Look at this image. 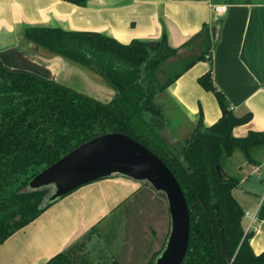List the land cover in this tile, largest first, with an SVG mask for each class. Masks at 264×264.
<instances>
[{"label":"trees","instance_id":"1","mask_svg":"<svg viewBox=\"0 0 264 264\" xmlns=\"http://www.w3.org/2000/svg\"><path fill=\"white\" fill-rule=\"evenodd\" d=\"M24 36L51 54L95 70L115 96L105 104L35 74L12 70L0 58V246L61 199L46 204L48 189L30 190L38 174L79 146L118 133L157 155L181 186L191 225L182 264H264V252L257 255L251 248L253 233L246 232L245 212L233 195L240 180L227 176L222 166L237 151L252 162L251 151L264 147V132L234 136V129L249 123L252 115L233 114L213 82L212 69L199 84L215 95L222 112L219 121L209 128L200 123L179 144L165 138L172 119L162 97L196 63L211 59L215 41L208 26L179 49L169 45L166 34L158 41L129 45L98 33L60 28L27 27ZM192 45L199 52L180 58V50ZM169 234L170 227L162 249L148 264H156ZM86 246L77 243L47 264H95Z\"/></svg>","mask_w":264,"mask_h":264},{"label":"crops","instance_id":"2","mask_svg":"<svg viewBox=\"0 0 264 264\" xmlns=\"http://www.w3.org/2000/svg\"><path fill=\"white\" fill-rule=\"evenodd\" d=\"M205 25L217 30L211 59L196 63L166 90L162 101L172 126L165 138L171 144L185 142L200 123L209 128L221 118L215 95L199 84L210 69L233 114L252 115L249 123L234 129V136L264 132V0H87L85 6L63 0H0V58L12 70L106 104L115 92L95 70L41 49L25 38V28L98 33L123 45L158 41L166 34L169 45L179 49ZM197 52L192 45L182 48L179 56L190 58ZM236 153L225 161L223 172L240 180L233 195L245 212L246 232L253 233L251 248L259 255L264 252V147L251 151L252 162L243 155L235 165ZM149 188L146 182L113 175L76 189L6 240L0 246V264H47L77 243L88 247L98 228ZM166 217L170 227L168 205Z\"/></svg>","mask_w":264,"mask_h":264},{"label":"water","instance_id":"3","mask_svg":"<svg viewBox=\"0 0 264 264\" xmlns=\"http://www.w3.org/2000/svg\"><path fill=\"white\" fill-rule=\"evenodd\" d=\"M216 28L213 39L216 41ZM218 174L223 178L221 169ZM122 175L149 183L165 195L170 234L156 264H182L190 241V209L177 179L153 152L128 136L113 133L97 137L38 174L30 190L52 188L46 204L52 203L91 182Z\"/></svg>","mask_w":264,"mask_h":264},{"label":"rangeland","instance_id":"4","mask_svg":"<svg viewBox=\"0 0 264 264\" xmlns=\"http://www.w3.org/2000/svg\"><path fill=\"white\" fill-rule=\"evenodd\" d=\"M240 160H243V154L237 152L232 163L236 165ZM225 164L222 166L227 172ZM146 185L150 192L139 195L111 217L97 229L93 241L86 246L89 258L95 264H111L114 260L121 264H143L163 247L169 232L167 200L149 183ZM47 189L48 197L52 188Z\"/></svg>","mask_w":264,"mask_h":264},{"label":"built area","instance_id":"5","mask_svg":"<svg viewBox=\"0 0 264 264\" xmlns=\"http://www.w3.org/2000/svg\"><path fill=\"white\" fill-rule=\"evenodd\" d=\"M258 171L256 170L255 171V173H257ZM248 215V214H247ZM249 216V215H248ZM253 219H254V217L252 218V221H251V223H250V225H249V228H248V230L252 227V223H253ZM248 232V231H247Z\"/></svg>","mask_w":264,"mask_h":264}]
</instances>
